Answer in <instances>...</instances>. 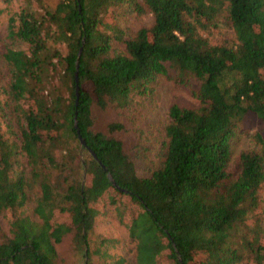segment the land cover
<instances>
[{"label": "trees", "instance_id": "1", "mask_svg": "<svg viewBox=\"0 0 264 264\" xmlns=\"http://www.w3.org/2000/svg\"><path fill=\"white\" fill-rule=\"evenodd\" d=\"M2 2L0 264H60L65 241L79 264H264V0ZM161 79L196 105L169 107L139 177L124 125L96 120ZM107 213L122 255L95 234Z\"/></svg>", "mask_w": 264, "mask_h": 264}, {"label": "rangeland", "instance_id": "2", "mask_svg": "<svg viewBox=\"0 0 264 264\" xmlns=\"http://www.w3.org/2000/svg\"><path fill=\"white\" fill-rule=\"evenodd\" d=\"M2 8H4V5L2 0H0V9ZM3 18L4 16L0 15V22ZM150 18L148 15L135 21L130 19L127 26H130L131 29L148 26L151 24ZM173 104H177L180 107L193 108L196 102L192 98L189 88L174 81L161 79L156 88L153 101L145 102L142 107L134 109L128 114L104 113L97 118L96 128L99 130L103 129L105 124L112 121L122 123L125 130L118 133L117 136L129 151L132 150L135 153H139V158L136 160L137 175L139 177H150L158 165V155L161 151L162 142L165 140V127L168 122L167 111ZM245 143V139H242L233 148L237 151L240 148H244ZM95 234L120 239L122 248L119 250V254L125 253L126 230L113 218L111 213L98 217ZM57 252L60 264H79L78 258L75 257L67 241L58 247ZM91 264H110V262L92 257Z\"/></svg>", "mask_w": 264, "mask_h": 264}, {"label": "water", "instance_id": "3", "mask_svg": "<svg viewBox=\"0 0 264 264\" xmlns=\"http://www.w3.org/2000/svg\"><path fill=\"white\" fill-rule=\"evenodd\" d=\"M83 43H84V40H83ZM81 52H82V48L79 50L78 56H80ZM76 80H77V76H76ZM76 92H77V90H76ZM75 127H76V123H75ZM79 139H80V147H83V146L85 145V143H84V141L80 138V136H79ZM93 157L95 158V155H94V154H93ZM107 177H108V179L111 181L112 185H113L114 187H117L116 184H115V182H114V180H113V178L111 177V175H110V174H107ZM176 252H177V251H176ZM178 257H179V256H178ZM179 260H180V258H179Z\"/></svg>", "mask_w": 264, "mask_h": 264}]
</instances>
